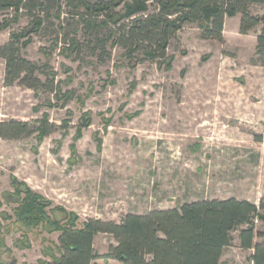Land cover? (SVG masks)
<instances>
[{
  "label": "rangeland",
  "instance_id": "374dc122",
  "mask_svg": "<svg viewBox=\"0 0 264 264\" xmlns=\"http://www.w3.org/2000/svg\"><path fill=\"white\" fill-rule=\"evenodd\" d=\"M60 3V17L51 15L21 41L32 39L22 54L48 64L39 76L54 84L8 85L0 57V121L38 125L48 117L56 126L44 137H0V259L40 264L56 252L60 232L26 227L14 216L19 204L5 199L25 187L46 200L53 218H76L78 227L202 199L264 201V66L255 54L256 31L243 35L238 15L227 17L222 43L201 39L198 24L185 23L170 42L167 68L142 53L129 57L110 35L114 25L101 24L106 16H82V7ZM32 20L22 12L0 30V45ZM255 225L264 230L259 219ZM233 235L221 264H252L253 250L239 247L238 231ZM111 244L113 236H95L98 254Z\"/></svg>",
  "mask_w": 264,
  "mask_h": 264
},
{
  "label": "trees",
  "instance_id": "16d2710c",
  "mask_svg": "<svg viewBox=\"0 0 264 264\" xmlns=\"http://www.w3.org/2000/svg\"><path fill=\"white\" fill-rule=\"evenodd\" d=\"M61 0H0V30L18 22L22 12L33 18L29 30L13 33L0 45V57L5 59V82H18L39 90L52 85L44 82L39 73L48 64L27 59L22 47H27L31 33L38 32L46 19L61 16ZM74 8L82 7V16H106L101 24L114 25L111 36L126 49L129 57L142 53L154 61L161 59L167 68L174 57L168 56L172 39L185 23L196 22L201 39L224 42L227 17L240 16L239 32L247 35L256 31V56L264 66V0H68ZM123 3L120 12L116 7ZM260 7L261 11L257 10ZM14 16L9 17L10 11ZM54 10L53 14H50ZM43 16H38V14ZM46 14V17L44 15ZM52 15V16H51ZM126 20V21H125ZM100 25V24H99ZM94 32L96 23L87 21ZM92 35V34H91ZM97 39V44L102 40ZM16 119L0 121V137L20 139L39 132L43 137L52 134L56 126L48 117L36 122ZM22 194H24L22 196ZM5 199L17 202L14 216L26 227L44 225L51 232L59 231L56 252L48 253L50 260L40 264H97L96 260L112 259L123 264H221L224 250L234 241L238 231L239 247L252 249V264H264V230H257L255 221L264 223V201L260 205L235 197L202 199L186 202L179 207L152 209L145 213H127L121 221L91 218L78 227L76 218L57 220L47 210L44 198L28 187L8 193ZM1 205V202H0ZM67 214V213H66ZM113 236L115 244L100 255L95 251L97 234ZM1 234V232H0ZM0 246H5L0 238ZM0 264H17L15 260L0 259Z\"/></svg>",
  "mask_w": 264,
  "mask_h": 264
},
{
  "label": "crops",
  "instance_id": "0c3cea01",
  "mask_svg": "<svg viewBox=\"0 0 264 264\" xmlns=\"http://www.w3.org/2000/svg\"><path fill=\"white\" fill-rule=\"evenodd\" d=\"M238 18L240 19V16L238 15Z\"/></svg>",
  "mask_w": 264,
  "mask_h": 264
}]
</instances>
